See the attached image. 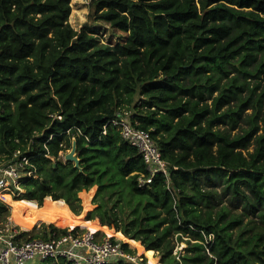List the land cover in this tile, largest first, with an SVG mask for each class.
I'll use <instances>...</instances> for the list:
<instances>
[{
	"label": "trees",
	"instance_id": "1",
	"mask_svg": "<svg viewBox=\"0 0 264 264\" xmlns=\"http://www.w3.org/2000/svg\"><path fill=\"white\" fill-rule=\"evenodd\" d=\"M71 1L0 0V163L21 149L40 173L18 198L62 199L154 264H264V0H91L92 21L127 34L115 44L73 27ZM120 114L150 131L169 180L139 187L147 165ZM74 139L83 171L61 155ZM49 223L21 235L67 230ZM173 235L189 237L179 257Z\"/></svg>",
	"mask_w": 264,
	"mask_h": 264
},
{
	"label": "built area",
	"instance_id": "2",
	"mask_svg": "<svg viewBox=\"0 0 264 264\" xmlns=\"http://www.w3.org/2000/svg\"><path fill=\"white\" fill-rule=\"evenodd\" d=\"M130 118L128 114H120L113 122L122 137L142 153L146 162L148 172L139 175V187H146L158 173H163L169 180V165L163 159L162 152L150 131L137 127ZM31 177L40 178L37 166L31 155L17 149L0 163V193H8L14 198L20 197L25 192L22 181ZM78 227H66L65 232L55 231L48 238H29L21 235L22 231L13 226L11 221L1 222L0 264H40L46 258L56 261L63 259L67 264H118L120 261L152 264L145 252L140 251L135 243L113 235H101L97 230ZM130 239L139 242L145 248L141 240ZM213 241L214 235L210 233L206 245L210 255L209 245ZM124 243H127V246ZM177 251L175 254L179 257ZM154 252L157 256L155 250ZM31 259L33 262H29Z\"/></svg>",
	"mask_w": 264,
	"mask_h": 264
},
{
	"label": "rangeland",
	"instance_id": "3",
	"mask_svg": "<svg viewBox=\"0 0 264 264\" xmlns=\"http://www.w3.org/2000/svg\"><path fill=\"white\" fill-rule=\"evenodd\" d=\"M90 1L91 0H72V12H71V15H70V22L71 24L73 25V27H75L76 29H80L83 25H87L90 29H96L97 31V35L100 36V39L103 41V42H106V43H111V44H115L117 43L118 41H121L123 40L125 37H126V33L118 30V29H115L113 28L112 26H110L108 23L104 22V21H92V18L90 16V12H91V6H90ZM80 10V11H79ZM261 79H262V83H264V74H262L261 76ZM252 82H254L255 80L254 79H250ZM248 111H251V108L248 109ZM237 131V130H236ZM71 149V148H70ZM68 149V151L70 150ZM249 150H253V145L249 148ZM62 152L61 155H62V158L65 160L64 156L65 154L68 152ZM205 186V185H204ZM95 187V192L94 194H92V197H91V200L89 201L88 199L90 197H88L87 195H82V191L79 192V195L82 199V204H83V211H82V214H85L86 215V212L87 210L93 206L92 203H93V199L96 195V192H97V189H98V186L95 185L93 186ZM91 187V188H93ZM90 188V189H91ZM208 188V186L206 187ZM210 188V187H209ZM86 190V189H84ZM89 190V189H88ZM218 190L220 192L223 191V188L222 186L218 188ZM93 192V189H91L89 191L88 194L91 195V193ZM11 196V195H10ZM0 197L3 199H0V201L4 202L7 206H8V212L6 213V215L4 216L3 219L0 220V223L1 222H7V221H11V224L15 227H17L18 229H20L21 231H26V230H35V231H38L40 229H42V227H44V224H50V223H47L45 221H41V220H38L36 217H34L33 215L31 216V214H28V213H24L26 217L29 218L28 221H30V225L29 228H24L22 226H20L19 224H17L15 222V212L12 211L10 208H9V205L7 203V200H6V197H4L3 195H0ZM12 200H16L14 199V197H11ZM19 200L17 201H22V200H26V201H33L35 205H38L39 202L35 199H28V198H18ZM222 202H220L218 208H220L222 205H228L232 211H236L238 213H241L243 211L242 207H238L236 208L231 202H230V197H228L227 195L226 196H223L222 195ZM45 201V199H44ZM43 201V203H44ZM38 202V204H37ZM203 205V204H202ZM39 207V206H38ZM42 206H40L39 208H41ZM202 211H204L206 208L204 206H199ZM217 209V208H216ZM71 214L73 215L72 211H71ZM31 217V218H30ZM251 218H255L253 215L251 216H248L245 218V221H247L248 219H251ZM59 220H61V218H59ZM12 221L14 222V224L12 223ZM55 226L57 227H60V228H66V227H70L68 225H57V224H54ZM92 227V229H94V231H99L101 235H108V236H111L107 233V231L105 230V226H99V225H96L95 223H92L91 225H89ZM73 227V226H71ZM79 227H84L83 229L87 228L86 226H82V225H79ZM235 232L237 231V229L234 230ZM115 237H118V238H123L122 235H117L115 234L114 235ZM189 237L188 236H184L183 237V240H177L176 236L173 235V243H175L176 247H175V251L178 252V254H185L186 253V247L188 246V242L186 241V239H188ZM154 250V249H153ZM152 252H149L148 251V254L151 255ZM157 254V252H156ZM149 257V256H148ZM160 258V256H159ZM150 259V258H149ZM155 259V258H154ZM150 260H153V259H150ZM154 261V260H153ZM29 262H33V259H31Z\"/></svg>",
	"mask_w": 264,
	"mask_h": 264
},
{
	"label": "bare ground",
	"instance_id": "4",
	"mask_svg": "<svg viewBox=\"0 0 264 264\" xmlns=\"http://www.w3.org/2000/svg\"><path fill=\"white\" fill-rule=\"evenodd\" d=\"M0 195H3L4 197H6L9 208L15 212V217H14L15 222L24 228H29L28 225H30V221H28L29 218L26 217L24 213L31 214V216L33 215L38 220L45 221L47 223L53 222L57 225H62V226L68 225L71 227V226H74L75 224H80V225L85 224V221L83 220L81 216L76 217L71 214V210L69 206L62 199H59L58 201L54 203L47 202L44 205H42L41 208H39L37 207V205L34 204L33 201H26V200L17 201L19 199L12 200L10 194L8 193H0ZM59 218H61V220H59ZM12 223L14 224L13 221ZM92 223H95L97 225L96 222H91L87 224L86 227L94 231V229H92V227L89 226ZM117 235H121V234L118 233ZM130 243L132 244L135 243L140 251L145 252V248L141 246L139 242L136 243L133 240ZM149 252H152V250H149ZM152 255L153 254L151 255L148 254L149 256L148 260L150 263L154 264L150 260V259H154ZM155 264H162V263L156 260Z\"/></svg>",
	"mask_w": 264,
	"mask_h": 264
},
{
	"label": "water",
	"instance_id": "5",
	"mask_svg": "<svg viewBox=\"0 0 264 264\" xmlns=\"http://www.w3.org/2000/svg\"><path fill=\"white\" fill-rule=\"evenodd\" d=\"M64 158H65V161L74 162L75 166L78 167L80 169V171H83V167L81 166V158H80L79 153H78V146H77V140L76 139L73 140L72 147L65 154ZM160 261H161V259H160Z\"/></svg>",
	"mask_w": 264,
	"mask_h": 264
},
{
	"label": "clouds",
	"instance_id": "6",
	"mask_svg": "<svg viewBox=\"0 0 264 264\" xmlns=\"http://www.w3.org/2000/svg\"><path fill=\"white\" fill-rule=\"evenodd\" d=\"M18 198V197H17ZM76 226H79V225H76ZM114 236V235H113Z\"/></svg>",
	"mask_w": 264,
	"mask_h": 264
},
{
	"label": "crops",
	"instance_id": "7",
	"mask_svg": "<svg viewBox=\"0 0 264 264\" xmlns=\"http://www.w3.org/2000/svg\"><path fill=\"white\" fill-rule=\"evenodd\" d=\"M14 199H18V198H14Z\"/></svg>",
	"mask_w": 264,
	"mask_h": 264
}]
</instances>
